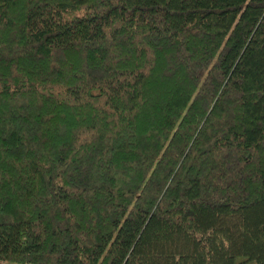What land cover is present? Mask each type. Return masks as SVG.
<instances>
[{
	"label": "trees",
	"instance_id": "obj_1",
	"mask_svg": "<svg viewBox=\"0 0 264 264\" xmlns=\"http://www.w3.org/2000/svg\"><path fill=\"white\" fill-rule=\"evenodd\" d=\"M0 264H264V0H0Z\"/></svg>",
	"mask_w": 264,
	"mask_h": 264
}]
</instances>
